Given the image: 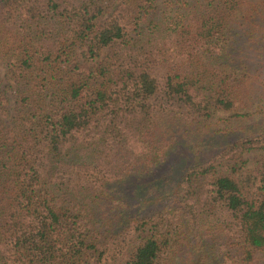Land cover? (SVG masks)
Returning <instances> with one entry per match:
<instances>
[{
  "label": "trees",
  "instance_id": "16d2710c",
  "mask_svg": "<svg viewBox=\"0 0 264 264\" xmlns=\"http://www.w3.org/2000/svg\"><path fill=\"white\" fill-rule=\"evenodd\" d=\"M0 264H264V0H0Z\"/></svg>",
  "mask_w": 264,
  "mask_h": 264
},
{
  "label": "rangeland",
  "instance_id": "374dc122",
  "mask_svg": "<svg viewBox=\"0 0 264 264\" xmlns=\"http://www.w3.org/2000/svg\"><path fill=\"white\" fill-rule=\"evenodd\" d=\"M179 159H180V158H172L171 163H170L169 165H167V166H164L162 172H163V173L167 172V171L169 170V168L171 167V165H172L174 162H178ZM163 173H162V174H163ZM158 175H159V174H158Z\"/></svg>",
  "mask_w": 264,
  "mask_h": 264
}]
</instances>
